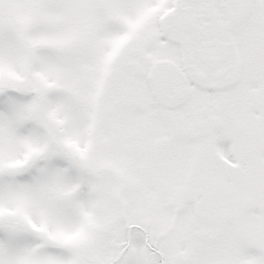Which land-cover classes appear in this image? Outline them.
Masks as SVG:
<instances>
[{
	"label": "rangeland",
	"instance_id": "obj_1",
	"mask_svg": "<svg viewBox=\"0 0 264 264\" xmlns=\"http://www.w3.org/2000/svg\"><path fill=\"white\" fill-rule=\"evenodd\" d=\"M152 1L0 0V264H166L183 253L187 264H264V210L226 225L228 259L227 241L214 255L199 240L215 227L191 223L193 203L261 202L264 174L251 172L250 158L260 142L223 141L225 124L194 143L180 135L185 120L146 80L150 64L163 54L175 61L166 65L175 85L181 73L197 85L205 81L192 52L185 70L175 48L144 52L149 63L137 56L148 46L140 33ZM129 46L139 50L133 55ZM244 56L237 54L236 82L221 84L217 94L203 89L207 94L198 98L245 107L253 132L261 115L249 112L262 108L254 95L263 88L254 86L250 95L238 81L247 71L239 66ZM136 79L142 88L134 95L145 91L152 110L125 111L123 122L136 127L116 131L119 116L105 117L100 107L122 98L124 111L123 92ZM240 110L237 123L244 119ZM216 154L242 165L238 187L224 179ZM194 190L208 197L199 203Z\"/></svg>",
	"mask_w": 264,
	"mask_h": 264
},
{
	"label": "flooded vegetation",
	"instance_id": "obj_2",
	"mask_svg": "<svg viewBox=\"0 0 264 264\" xmlns=\"http://www.w3.org/2000/svg\"><path fill=\"white\" fill-rule=\"evenodd\" d=\"M152 9L145 20L141 33L148 42L147 50L157 47L165 53L167 49L172 51L175 48L176 51L180 50V59L182 63L183 61L187 63L185 64L187 66H190V62L185 59V52H192V56L198 62V68L204 71L201 79L206 83L204 88L211 93H218L222 89L220 85L222 81H237L236 75H233L237 54L245 52V59L243 61L239 59V66L247 67V71L245 74L243 72L238 81L245 83L244 88H247L250 95L255 93L254 86L263 88L262 91L257 90L255 94V98L263 100L260 103L262 111L258 108H252L250 111L248 108L249 114L253 117L255 114H261V117H258L260 120L258 127L250 132L246 127L250 121L245 118L244 114L247 110L245 107L239 104L238 107L230 109L231 104H225L222 100H215L211 105L203 104L200 101L201 98H198L200 96L196 78L191 80L193 85L188 88L185 86L188 79L184 74L180 75L181 79L178 85H175L170 79L172 89L169 96L178 98L175 100L176 108L179 112H183L185 120V125L179 128L180 135H185L191 141L197 142L206 132V127L209 128V132L215 133L225 124L230 135L237 131L236 135L241 140L264 142V0H155ZM131 52L133 54V51ZM144 52L142 49L137 55L140 58H146L145 63H149V56H145ZM207 57L217 59L215 70H211L205 64ZM165 67L164 63L151 62L148 77L151 78L154 85L155 82H165L168 85ZM136 85V88L140 85L139 80H136ZM134 88V86L129 87L127 95H123L124 100L129 102V105L124 107L125 111L152 110V106L146 99L148 94L140 91V94L135 96ZM165 93L164 96L168 98V91ZM121 99H118L116 104L121 106ZM252 100L255 99L252 98ZM121 108H108L106 112L118 114L122 110ZM202 108H205L202 110L204 115H201ZM239 108H241L240 111H242L244 119L243 122L237 123L234 117ZM201 119L205 121L204 129L199 128ZM255 135L259 139L255 138ZM259 153L261 154L262 150ZM191 204L189 203V205ZM193 205L194 217L191 218L193 226L196 227L199 223L215 227L209 237H199V240L211 244L209 249L214 255L221 253L220 246L225 245L224 241H227L226 251L223 253L225 256L232 244L231 238L226 237L225 224L231 223L235 218L241 220L247 211L241 208L236 209V207L202 210L197 207L196 203ZM206 205L210 204L206 203ZM260 206L255 207L253 211H262L261 208H264V204ZM224 215H226V219L222 220L221 217ZM195 233L196 230L193 229V234L195 235ZM201 233H204V230H201ZM182 256L184 264H186L184 253ZM225 257L228 259L227 256Z\"/></svg>",
	"mask_w": 264,
	"mask_h": 264
},
{
	"label": "water",
	"instance_id": "obj_3",
	"mask_svg": "<svg viewBox=\"0 0 264 264\" xmlns=\"http://www.w3.org/2000/svg\"><path fill=\"white\" fill-rule=\"evenodd\" d=\"M207 64L212 68L215 69L217 66L216 59L214 57H207ZM221 164L225 173V178L232 183H239L243 179V169L238 164H231L225 159H221ZM243 207L247 210L253 208V201H247ZM168 264H183V260L179 255L172 256L169 259Z\"/></svg>",
	"mask_w": 264,
	"mask_h": 264
}]
</instances>
